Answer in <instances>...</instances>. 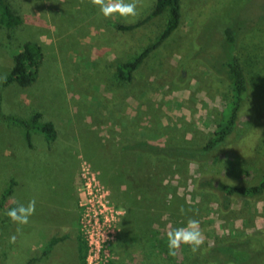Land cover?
Here are the masks:
<instances>
[{"label":"rangeland","instance_id":"1","mask_svg":"<svg viewBox=\"0 0 264 264\" xmlns=\"http://www.w3.org/2000/svg\"><path fill=\"white\" fill-rule=\"evenodd\" d=\"M7 1L22 24L0 27V264H85L82 166L120 214L109 264H264V194L226 197L215 186L254 185L264 169V0H183L180 26L130 83L116 79L115 64L154 40L166 17L133 32L115 25L135 24L155 0H136L138 15L129 19L106 18L90 0ZM237 21L248 92L227 141L197 159L122 151L133 142L205 144L231 99L220 66L228 57L223 30ZM27 41L42 47L38 79L27 88L4 87L13 56ZM35 113L53 123V142L35 131L30 146L25 128L11 120ZM32 199L35 214L17 232L6 213ZM189 218L200 221L205 243L196 254L182 246L171 257L167 232ZM61 236L66 239L44 254L51 238ZM224 248L233 249V260Z\"/></svg>","mask_w":264,"mask_h":264},{"label":"trees","instance_id":"2","mask_svg":"<svg viewBox=\"0 0 264 264\" xmlns=\"http://www.w3.org/2000/svg\"><path fill=\"white\" fill-rule=\"evenodd\" d=\"M182 5L183 0H155L153 7L141 20L131 25L116 24L115 27L123 32H133L144 26L155 18L165 16V23L157 37L148 45L141 49L140 52L132 56L126 61H118L115 64L116 79L126 83H130L137 70L144 64L146 59L154 53L163 43L171 37L178 29L182 21ZM22 24V18L14 12L11 4L7 0H0V27L15 30ZM241 23L235 22L228 25L223 30L224 45L228 52V57L221 63V70L227 79L231 91V99L228 101L221 112V119L218 122L214 132L205 144L200 148L186 147H158L146 142L126 143L121 148L122 151H132L134 153L144 152L154 156H163L166 158H187L197 159L199 156L211 153L220 148L234 132L238 123L240 112L243 107L246 94L248 92V84L242 67L240 56L237 50V40L240 35ZM43 61L42 47L34 42L27 41L21 46V50L13 56V65L4 80V87L11 84H17L19 87L27 88L32 86L38 79L39 70ZM42 115L35 113L30 120L11 119L25 128V138L31 146V133L40 132L47 142H53L57 133L52 122L41 121ZM217 189L222 191L226 197L245 196L259 197L264 194V169L262 170L260 179L254 185L250 186H233L225 183H215ZM15 185L11 181L9 187L3 192L1 197V205L12 193V187ZM208 185H211L208 182ZM15 207V206H13ZM66 239V236L53 237L48 243L44 254H48L50 250L59 242ZM84 247V253H83ZM79 247L80 257L83 259L85 254V246ZM224 256L228 261L234 259L233 249L224 248Z\"/></svg>","mask_w":264,"mask_h":264},{"label":"built area","instance_id":"3","mask_svg":"<svg viewBox=\"0 0 264 264\" xmlns=\"http://www.w3.org/2000/svg\"><path fill=\"white\" fill-rule=\"evenodd\" d=\"M80 175L84 192L80 195L79 225L85 243V264H109L111 245L118 235L119 212L109 204L105 191L96 182L88 166H82ZM83 191V190H82Z\"/></svg>","mask_w":264,"mask_h":264},{"label":"clouds","instance_id":"4","mask_svg":"<svg viewBox=\"0 0 264 264\" xmlns=\"http://www.w3.org/2000/svg\"><path fill=\"white\" fill-rule=\"evenodd\" d=\"M91 4L98 6L102 15L106 18L118 15L122 18H135L137 13L136 0L126 2V0H90ZM36 200L32 199L27 204L16 203L15 207L7 211V216L15 223L17 232L21 227L27 225L30 218L35 214ZM181 214H186L185 209L181 207ZM205 235L200 228V221L189 218L187 223L182 227L171 228L167 232L168 255L175 257L182 246H188L193 254L199 252L205 243ZM16 236L10 238L11 243H15Z\"/></svg>","mask_w":264,"mask_h":264},{"label":"crops","instance_id":"5","mask_svg":"<svg viewBox=\"0 0 264 264\" xmlns=\"http://www.w3.org/2000/svg\"><path fill=\"white\" fill-rule=\"evenodd\" d=\"M31 135H32V133H31Z\"/></svg>","mask_w":264,"mask_h":264}]
</instances>
